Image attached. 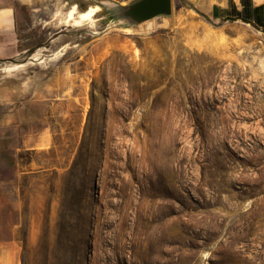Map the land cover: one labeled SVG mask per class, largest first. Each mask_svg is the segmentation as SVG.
Returning <instances> with one entry per match:
<instances>
[{
    "label": "rangeland",
    "instance_id": "obj_1",
    "mask_svg": "<svg viewBox=\"0 0 264 264\" xmlns=\"http://www.w3.org/2000/svg\"><path fill=\"white\" fill-rule=\"evenodd\" d=\"M7 1L27 48L0 60L16 264H264V0L144 23L122 16L136 0ZM72 4L94 23H65ZM244 5L253 24L224 16Z\"/></svg>",
    "mask_w": 264,
    "mask_h": 264
},
{
    "label": "crops",
    "instance_id": "obj_2",
    "mask_svg": "<svg viewBox=\"0 0 264 264\" xmlns=\"http://www.w3.org/2000/svg\"><path fill=\"white\" fill-rule=\"evenodd\" d=\"M235 14L236 12L225 13L224 16ZM26 49L22 46L16 6L7 0H0V60L14 59ZM10 69L14 68L8 67V70ZM27 143L23 140L22 145L25 146ZM29 148H34V146L25 147V149ZM22 173L25 172L22 171ZM17 254L18 250L14 245H0V264H16Z\"/></svg>",
    "mask_w": 264,
    "mask_h": 264
},
{
    "label": "water",
    "instance_id": "obj_3",
    "mask_svg": "<svg viewBox=\"0 0 264 264\" xmlns=\"http://www.w3.org/2000/svg\"><path fill=\"white\" fill-rule=\"evenodd\" d=\"M122 16L131 22L141 23L159 15H170L172 0H136L122 6Z\"/></svg>",
    "mask_w": 264,
    "mask_h": 264
},
{
    "label": "bare ground",
    "instance_id": "obj_4",
    "mask_svg": "<svg viewBox=\"0 0 264 264\" xmlns=\"http://www.w3.org/2000/svg\"><path fill=\"white\" fill-rule=\"evenodd\" d=\"M104 7V6H103ZM105 8V7H104ZM100 10L98 5L90 6L86 9L80 10L77 4H72L69 6L66 17L65 23H70L73 25H81L83 22L86 23L87 21H94L95 16ZM61 14V13H60ZM103 16V15H102ZM149 22V21H148ZM94 23V22H93ZM130 23V22H129ZM144 23V22H143ZM107 24V23H106ZM97 25V24H96ZM142 25V24H141ZM113 26V25H112ZM115 26V25H114ZM107 27V26H106ZM129 29V28H128ZM94 32V31H93ZM37 53V52H36ZM39 54V53H38ZM34 55V54H33ZM36 55V54H35ZM57 56V55H56ZM33 58V56H32ZM38 58V57H37ZM33 60V59H32ZM28 62V61H27ZM31 62V61H30ZM23 64H14L12 68H17L22 66Z\"/></svg>",
    "mask_w": 264,
    "mask_h": 264
},
{
    "label": "trees",
    "instance_id": "obj_5",
    "mask_svg": "<svg viewBox=\"0 0 264 264\" xmlns=\"http://www.w3.org/2000/svg\"><path fill=\"white\" fill-rule=\"evenodd\" d=\"M242 2H245V0H243ZM257 8L258 7H255L254 9H257ZM247 14H250V12L247 11V7H246V5H244L243 9L240 12L236 11V14L235 15H232L233 17H230V19H241V20H243V21H245L247 23L253 24L254 21L252 19L250 20L246 16Z\"/></svg>",
    "mask_w": 264,
    "mask_h": 264
}]
</instances>
